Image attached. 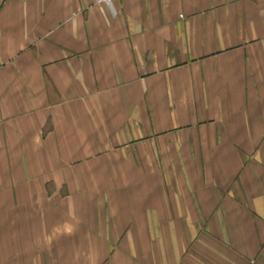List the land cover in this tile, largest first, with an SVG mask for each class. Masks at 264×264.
I'll list each match as a JSON object with an SVG mask.
<instances>
[{"label": "crops", "instance_id": "obj_1", "mask_svg": "<svg viewBox=\"0 0 264 264\" xmlns=\"http://www.w3.org/2000/svg\"><path fill=\"white\" fill-rule=\"evenodd\" d=\"M0 264H264V0H0Z\"/></svg>", "mask_w": 264, "mask_h": 264}, {"label": "built area", "instance_id": "obj_2", "mask_svg": "<svg viewBox=\"0 0 264 264\" xmlns=\"http://www.w3.org/2000/svg\"><path fill=\"white\" fill-rule=\"evenodd\" d=\"M96 2H103V3H106V4H108V5H111L112 4V2H113V0H95Z\"/></svg>", "mask_w": 264, "mask_h": 264}]
</instances>
